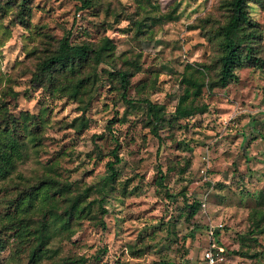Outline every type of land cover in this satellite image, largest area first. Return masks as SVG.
I'll use <instances>...</instances> for the list:
<instances>
[{
	"label": "rangeland",
	"instance_id": "obj_1",
	"mask_svg": "<svg viewBox=\"0 0 264 264\" xmlns=\"http://www.w3.org/2000/svg\"><path fill=\"white\" fill-rule=\"evenodd\" d=\"M87 1L0 0V147L13 135L24 145L0 182V264H201L207 228L219 222L217 264H264V3L246 5L256 63L210 86L229 0ZM66 36L108 40L104 59L91 51L35 77ZM117 70L128 72L132 103ZM144 97L163 106L160 140ZM180 101L192 112L177 114ZM49 177L67 189L53 193ZM73 199L68 226L49 222L46 249L29 263L34 227ZM16 215L30 222L21 248Z\"/></svg>",
	"mask_w": 264,
	"mask_h": 264
},
{
	"label": "trees",
	"instance_id": "obj_2",
	"mask_svg": "<svg viewBox=\"0 0 264 264\" xmlns=\"http://www.w3.org/2000/svg\"><path fill=\"white\" fill-rule=\"evenodd\" d=\"M21 4L25 0H20ZM251 0H229V16L224 24L219 26L217 34L220 37L221 44V54L219 56V69L217 73V78L211 81L210 86L213 85H225L231 78L235 76V68L242 64L245 60H253L256 63L257 57L253 55L252 44L248 42L247 39L255 37V25L256 21L249 16L246 5L247 2ZM257 3H264V0H252ZM87 0H83V4H87ZM108 49V40H105L101 45L93 47L90 43H70L68 36L64 37L63 40L59 43L56 52L52 53L46 57L42 62H40L39 70L35 73V77H43L45 75H50L51 71L54 70L56 66L65 67L70 66L71 69L75 66L76 62L80 59H84L89 55V52L92 51L93 59L98 62L99 60L104 59L103 50ZM117 75L120 80V96L127 103H132L133 100L131 97L126 95L127 86L129 83L128 72L125 70H117ZM84 81V78H80L75 84V89L78 91V87ZM199 86L195 89V92H199ZM142 101L146 105L147 114L151 122L150 130L154 136L160 140V135L158 132V125L162 119L163 106L161 104L155 103L147 97L142 98ZM182 101V100H181ZM180 103L176 106L175 112L177 114H189L192 112V107H185ZM26 124V122H23ZM37 125V124H36ZM111 152L114 155L112 160L107 161V167L110 170L112 176H115L116 169L114 163L120 162V157L116 153V147H114ZM24 154V145L18 140L17 136L13 135L8 138L5 144L0 147V182H4L11 175L15 164L18 160L23 157ZM159 183H162L164 175L161 172V167L158 164L157 166ZM43 182H48L52 184L53 193H60L66 186H58V181L52 177L47 178ZM18 199H12L11 204L12 208L7 212H15L17 210ZM77 200L73 199L70 205L63 207L62 212L54 213L52 210L48 211L50 214V219L46 220L44 216L46 213H43V217L39 224L34 227L32 235L28 239L35 240V243L31 245L28 250V261L29 263H35L41 256V254L46 249V243L50 237V233L47 230V225L52 220H59L61 227L66 228L68 222L71 219L72 213L75 210H78ZM83 207L79 209V212ZM194 213V210H193ZM10 227L13 229L16 239L17 247L22 246L23 233L28 232L27 228L30 225V222L25 216L16 215L12 217L9 221ZM223 227V224L221 225ZM221 227L216 228L214 233V238L216 233ZM260 232L264 231V227L259 228ZM34 232V234H33ZM195 231L191 232V237H193ZM216 240V239H215ZM214 240V242H215ZM2 244H0V247ZM69 261V260H67Z\"/></svg>",
	"mask_w": 264,
	"mask_h": 264
},
{
	"label": "built area",
	"instance_id": "obj_3",
	"mask_svg": "<svg viewBox=\"0 0 264 264\" xmlns=\"http://www.w3.org/2000/svg\"><path fill=\"white\" fill-rule=\"evenodd\" d=\"M221 223L210 224L208 226L207 234L209 236L208 245L204 248L201 256V264H217L222 259L221 251L223 248L216 244L213 240L215 229L221 227Z\"/></svg>",
	"mask_w": 264,
	"mask_h": 264
}]
</instances>
